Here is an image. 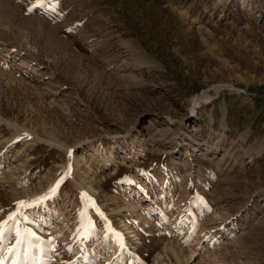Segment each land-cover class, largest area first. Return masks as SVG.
Here are the masks:
<instances>
[{
	"label": "rangeland",
	"instance_id": "1",
	"mask_svg": "<svg viewBox=\"0 0 264 264\" xmlns=\"http://www.w3.org/2000/svg\"><path fill=\"white\" fill-rule=\"evenodd\" d=\"M0 264H264V0H0Z\"/></svg>",
	"mask_w": 264,
	"mask_h": 264
},
{
	"label": "bare ground",
	"instance_id": "2",
	"mask_svg": "<svg viewBox=\"0 0 264 264\" xmlns=\"http://www.w3.org/2000/svg\"><path fill=\"white\" fill-rule=\"evenodd\" d=\"M244 2V1H243ZM249 2V1H248ZM195 21H197V19L196 18H193ZM204 33V35H206L207 33L206 32H203ZM192 112H195V108H193V110H192ZM112 154V153H111ZM114 154V153H113ZM163 209H165V210H168V208L166 207V206H163Z\"/></svg>",
	"mask_w": 264,
	"mask_h": 264
}]
</instances>
